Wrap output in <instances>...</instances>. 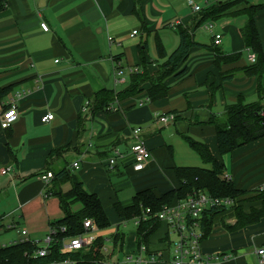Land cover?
<instances>
[{
    "label": "crops",
    "instance_id": "0c3cea01",
    "mask_svg": "<svg viewBox=\"0 0 264 264\" xmlns=\"http://www.w3.org/2000/svg\"><path fill=\"white\" fill-rule=\"evenodd\" d=\"M37 1L7 0L0 12V89L12 86L0 97V121L10 106L17 110L9 129L0 126V238L8 237L0 247L22 240L43 247L50 223L61 211L40 176L50 152L65 146L73 149L68 166L78 163L84 188L101 201L102 196L116 197L127 177L136 192L148 188L162 193L177 186L175 167L210 168L184 137L207 145L224 163V176L235 188L249 192L264 186V138L221 157L210 122L214 116L222 121L225 107L239 96L245 101L257 98L255 79L241 75L222 82L220 74L249 64L251 53L241 37L248 19L234 13L264 0H241L217 19H205L203 11L217 2L237 0H44L43 7ZM190 2L201 13L193 12ZM255 21L264 52V9ZM41 23L49 31H42ZM180 27L190 29L198 46L189 51L181 67L184 74L165 79L167 97L149 102L145 84L134 97L116 100L93 115L88 112L96 93L120 92L131 71L142 72V55L149 75L156 73L166 59L158 56L156 40L169 55L178 45L175 30ZM214 35L221 36L218 45ZM215 53L242 57L219 69L213 62ZM117 69L122 77L116 75ZM48 114L52 120L42 123ZM163 115L175 121L159 122L157 117ZM81 122L83 134L78 132ZM136 128L151 154L149 164L138 173L130 154ZM116 151L122 158L110 168L105 161ZM4 169L7 173L2 175ZM227 219L235 222L232 211ZM220 230L210 243L201 244L204 254L231 255L220 264H257L255 251L264 247V218L237 232ZM149 248L163 252L165 245L152 243Z\"/></svg>",
    "mask_w": 264,
    "mask_h": 264
},
{
    "label": "trees",
    "instance_id": "16d2710c",
    "mask_svg": "<svg viewBox=\"0 0 264 264\" xmlns=\"http://www.w3.org/2000/svg\"><path fill=\"white\" fill-rule=\"evenodd\" d=\"M139 3V0H136ZM241 3V0L228 3L217 2L214 6L203 11L205 19H217L224 16L234 5ZM7 7V0H0V12ZM264 9V4L249 5L238 10L234 15L247 16V22L241 29V37L245 48L255 55V62L246 66L227 71L220 74L222 82L231 81L237 73L243 74L247 78L257 81L256 102L246 103L241 95L236 102L225 107L222 121H217L216 116L211 117L210 122L216 129V141L221 157H224L234 150L247 144L264 138V52L258 34L255 17ZM135 13L140 17V12L135 8ZM201 13V10L199 11ZM175 33L178 37V45L166 55L164 47L159 40H156L158 56L163 59L156 73L149 75L146 67L147 62L142 55V72H132L128 78L127 86L120 92L100 91L91 99L88 112L94 114L99 110H106L116 100L131 98L142 91V87L147 84L146 98L149 102L164 99L168 95V88L164 85L166 78L170 76L180 77L185 70L181 67L187 61L189 51L198 46L193 39L189 28H177ZM241 53L221 55L215 53L214 65L220 69L222 65H228L239 61ZM12 86L0 89V97L11 91ZM175 121V120H173ZM84 122L80 123L78 132H85ZM188 146L199 156L203 164L210 168L199 167H175L173 172L177 180V186L166 192H154L152 189H144L135 193L129 205H122L119 201L113 203L114 214L119 219L126 222L142 219L137 227V242L149 248L153 236L163 226L166 231L165 236L158 241L165 245V250L169 245V226L154 217L163 207L171 206L179 201L187 199L198 191H206L214 198H230L234 200L233 206L226 208H211L204 211L199 222L201 232V244L204 243L212 232L215 219L219 220L221 228L229 233L237 232L246 227L253 226L264 218V190L242 191L235 188L229 178L224 176V163L217 160L210 152L207 145L184 137ZM69 146L62 147L50 152L46 161V171L51 172L52 179L49 183V193L57 198L58 205L63 216L61 219L50 223L52 234L49 235L50 243L45 256H36V252L42 247L38 243L22 240L14 244L0 247V264H103L105 256L103 248L107 240L97 237L92 245L83 247L72 253H61V248L65 240L79 237L85 233L84 221L92 220L97 230H106L110 227V222L106 216L104 206L100 198L88 192L80 180L79 176L72 172L68 166V157L73 152ZM43 173V174H44ZM67 184L69 188L62 192L61 186ZM248 199L243 196H250ZM251 203V204H250ZM256 203V206H255ZM79 204L80 207L73 211V206ZM149 209L151 213L147 214ZM232 211L235 219L233 224L226 223L227 212ZM145 218V220H143ZM51 233V232H50ZM113 242L115 247L122 250L125 235L119 232V227L114 234ZM159 244V243H158Z\"/></svg>",
    "mask_w": 264,
    "mask_h": 264
},
{
    "label": "built area",
    "instance_id": "2783aa9c",
    "mask_svg": "<svg viewBox=\"0 0 264 264\" xmlns=\"http://www.w3.org/2000/svg\"><path fill=\"white\" fill-rule=\"evenodd\" d=\"M193 8V12L197 13L201 10L199 6H196L190 2ZM41 29L44 32L49 31L48 26L45 23H41ZM136 32L133 33V35ZM221 36L214 35V44L218 45L220 43ZM249 63L255 62V55L250 54L248 58ZM133 71H131L132 73ZM118 77H122L121 70L115 71ZM121 81V80H120ZM123 82V80H122ZM17 117V110L14 106H10L7 112L3 113L0 126L3 130L9 129L15 118ZM53 116L48 114L42 118V123H47L52 120ZM173 116H158L157 120L163 124H168L173 121ZM141 129L136 128L132 131L134 141L130 147V154L133 159L132 169L134 172H142L151 160V154L145 144V140L140 136ZM122 158V155L116 151L112 157H109L105 163L108 167L112 168L116 165L117 161ZM72 168L79 169L78 163L75 162ZM7 170L1 171L2 175H5ZM228 178V177H226ZM41 181L46 186L49 185L52 179L51 172L44 173L40 176ZM259 190H264V186ZM234 200L230 198H214L206 191H198L193 195L189 196L183 201L178 203L165 206L162 210L155 214L156 219L164 222L169 226V233L173 231L177 235L178 241L174 244L169 242L170 248L168 250L162 251H151L146 245L141 244L135 249L132 255L125 258L124 262L121 264H209L211 262L220 263L221 260L227 261L231 255H207L204 254L201 248V232L199 227V220L204 211L211 208H226L233 206ZM149 214L151 211L146 210ZM142 219L136 218L134 223L137 226ZM145 220V218H143ZM1 223V219H0ZM125 223V222H123ZM1 227V225H0ZM85 233L79 237L65 240L61 248V253H72L74 251L80 250L87 245L92 243L93 233L97 231L96 226L92 220H86L84 222ZM198 231V232H197ZM53 232L51 231L50 234ZM23 235L25 232L22 233ZM50 243V237L47 238L43 247L36 252V256H45L47 254V247ZM103 252H107L106 248H103ZM165 253L164 257L160 253ZM257 256V264H264V247H260L255 251ZM103 264H106L103 262Z\"/></svg>",
    "mask_w": 264,
    "mask_h": 264
},
{
    "label": "rangeland",
    "instance_id": "374dc122",
    "mask_svg": "<svg viewBox=\"0 0 264 264\" xmlns=\"http://www.w3.org/2000/svg\"><path fill=\"white\" fill-rule=\"evenodd\" d=\"M40 1L41 0L37 1V5L38 6H39V2ZM241 75H243V74L237 73L234 76V78L237 77V76H241ZM256 100H257L256 97L252 98V99H247L246 103H251V102H254ZM202 168H207V167L203 166ZM72 172L74 174H76L77 176L79 175V172L74 170V169H72ZM121 180H124V179H121ZM112 182L114 183V181H112ZM131 183H132L131 180H129V178L127 177L124 180V182H122L123 187H122L121 191L118 192L116 197L108 198V197L102 196V201L101 202H102V204L104 206V210H105L106 216H107V218H108V220H109L111 225L106 230H97V231H95V233H93V235H92L93 237L88 236V237L92 238V243L90 245L93 244V242L97 239V237H103V238H105L107 240L106 244L104 245V248L107 249V252H103V254H104L105 258H106V259H104V262L106 264H121V263H123L125 258L127 256H129V255H132L133 252H135V249L137 248V245H136V242H137V235H136L137 227H136L135 223L133 221L126 222L124 219H121V218L119 219L118 217H116V215L114 214L113 209H112V204L114 202H116V201H119L123 205L129 204L131 202L132 197H133V195L136 192L135 189L131 186ZM68 188H69V186L67 184H63L61 186V191L64 192ZM248 197H251V196H243L242 198L248 199ZM53 200H54V203H58L57 198H54ZM79 207H80L79 204L74 205L73 206V211L77 210ZM60 216L62 217L63 214L61 213ZM60 216L56 217V219L58 220V218H61ZM52 217L53 216L51 215V218ZM224 218L226 219V223H229V221L227 219V216H225ZM123 222H125V223H123ZM117 227H119V232H122L125 235V240H124V245H123L122 250L120 249L119 246L115 247V244H114L113 238H112L114 236V234L116 233ZM220 228H221V225L219 223V220L215 219L214 224L212 226V232L210 234V237L211 236L212 237L208 238L205 241V243H210L213 240V237L217 236L218 233L221 232ZM165 233H166V231L164 230V227L162 226L160 228V230L157 231V233L153 236L152 241H154V242H151V243H153V244L159 243L160 244L161 242H163V241H158V240L161 239L162 237H164ZM38 235L39 234L34 235L35 237H33V238H36ZM10 236L13 237L14 234H10ZM6 238H8V237H6ZM6 238L5 237L4 238H0V244L2 243L3 239H6ZM177 241H178L177 235L174 234L173 231H170V233H169V242L174 244ZM42 244H44V243H42ZM90 245H87V246H90ZM204 249H205L204 252L208 253V250H207V248L205 246H204ZM210 252H212V251H210ZM212 254H214V253H212ZM209 264H217V263L211 262ZM218 264H220V263H218Z\"/></svg>",
    "mask_w": 264,
    "mask_h": 264
},
{
    "label": "water",
    "instance_id": "95a60500",
    "mask_svg": "<svg viewBox=\"0 0 264 264\" xmlns=\"http://www.w3.org/2000/svg\"><path fill=\"white\" fill-rule=\"evenodd\" d=\"M44 6V0H41L40 2H39V7H43Z\"/></svg>",
    "mask_w": 264,
    "mask_h": 264
},
{
    "label": "bare ground",
    "instance_id": "6f19581e",
    "mask_svg": "<svg viewBox=\"0 0 264 264\" xmlns=\"http://www.w3.org/2000/svg\"><path fill=\"white\" fill-rule=\"evenodd\" d=\"M53 178V177H52Z\"/></svg>",
    "mask_w": 264,
    "mask_h": 264
}]
</instances>
